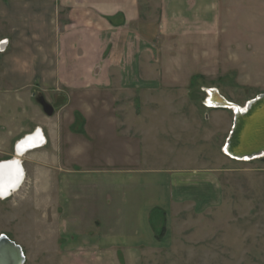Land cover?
<instances>
[{"label":"crops","instance_id":"0c3cea01","mask_svg":"<svg viewBox=\"0 0 264 264\" xmlns=\"http://www.w3.org/2000/svg\"><path fill=\"white\" fill-rule=\"evenodd\" d=\"M147 1H0V25L6 30L1 34L17 45L4 59V73L11 89L30 92L39 86L50 96L66 92L61 112L74 107L77 100L73 104V97L80 93L94 98L112 92L155 94L161 92L160 86L146 83L144 77L156 75L145 72L146 62L154 61L157 52L171 53L170 70H161L158 76H185L189 86L205 77L213 46L221 41L223 7L230 0H157L151 12L144 9ZM158 44L165 48L160 49ZM158 61L161 59L155 61L157 66ZM27 77L31 80L26 81ZM133 104H126V109L134 110ZM139 115L125 118L122 125L126 130L115 135L126 149L125 166L113 161L100 170L79 165L67 169L63 158L83 146V142L75 145L78 136L86 137L72 126L68 133L61 128L49 133L41 129L45 142L51 143L49 148L44 145L29 150L24 154L31 153L26 160H22L24 156L18 159L24 182L25 174H31L39 183L36 193L43 197V210L48 212L45 219L57 216L62 264H140L143 249L158 248L167 241L168 232L157 239L162 227L159 216H165L167 228L168 214L175 206L201 204L204 195L199 197L197 193L216 192L207 175L175 168L177 164L169 159L175 154L169 141L153 137L146 125L149 118ZM76 118L80 126H85L83 119ZM150 119L154 123L158 120L154 116ZM43 123L49 126L51 120ZM137 123L139 126H134ZM64 141H70L69 146ZM51 162L60 166L55 168L58 178L53 180L51 175L41 174L44 165L53 169ZM23 184L8 198L17 194ZM56 204L57 208H51ZM153 219L154 223L160 220L159 229L153 226ZM113 248L122 249L123 254L119 251L112 261Z\"/></svg>","mask_w":264,"mask_h":264},{"label":"rangeland","instance_id":"374dc122","mask_svg":"<svg viewBox=\"0 0 264 264\" xmlns=\"http://www.w3.org/2000/svg\"><path fill=\"white\" fill-rule=\"evenodd\" d=\"M156 1L148 0L144 9L154 11ZM223 8L221 41L213 46L211 63L205 77L199 81L189 86L190 80L185 76H158L161 70H170L171 53L157 52L154 61L146 62L145 72L156 75L144 78L148 84L159 85L161 92H112L98 94L95 98L80 93L73 97V104L77 100L74 107L64 112L61 107L65 105L66 92L50 96L39 90V86L30 92L11 89L4 73L7 65L4 59L17 45L1 34L6 30L0 25V162L13 159L16 144L26 136L41 129L49 133L61 128L68 133L72 126L78 127L76 130L86 137L78 136L74 143L83 142V146L63 158L67 169L79 165L100 170L113 161L125 166L126 149L115 135L126 130L122 124L129 115L148 117L146 125L151 131L148 134L167 139L174 149L175 154L169 159L177 164L175 168L194 175H207L216 192L212 195L209 191L197 193L199 197L204 195L201 204L175 206L168 214L167 241L161 247L143 249L140 264H264V158L242 162L228 156L224 147L233 129L234 113L206 108L205 104L211 90L240 107L264 94V0H230ZM157 47L165 48L164 44ZM159 59L157 66L155 61ZM38 94L54 107V119H48L37 104ZM157 101L156 106L150 105ZM143 102L148 105L141 104ZM128 103H135L134 110L126 109ZM152 116L158 118L155 123L150 119ZM76 117L83 119L85 126H80ZM46 120H51L49 126L44 125ZM65 143L68 145L70 141ZM50 145L45 142L43 148ZM1 154H4L3 159ZM50 164L53 169L44 165L41 174L57 179L59 163ZM25 176L17 194L8 199L0 197V236L5 235L22 248L24 264H62L64 253L60 248L57 216L46 220L48 212L43 210V197L37 194L39 183L31 174ZM53 206L58 207L56 204L51 208ZM55 214L56 211L51 216ZM158 219L162 220L161 216ZM154 220L153 226L159 229L160 220L155 223ZM119 251L123 252L119 248L112 249V261Z\"/></svg>","mask_w":264,"mask_h":264},{"label":"water","instance_id":"95a60500","mask_svg":"<svg viewBox=\"0 0 264 264\" xmlns=\"http://www.w3.org/2000/svg\"><path fill=\"white\" fill-rule=\"evenodd\" d=\"M211 101L217 102L218 106L213 107ZM36 102L47 117H53L55 109L46 101L43 95H36ZM206 105L212 108L231 110L234 113L233 129L224 147V151L228 156L242 162L264 158V94L246 103L245 107L241 109L225 101L216 91L211 90ZM32 138L38 139L39 145L31 147V150H35L45 143L41 130H38V132L26 136L16 144L15 157H23L24 155L21 154H26V151L22 149H19L20 153L17 150L21 143ZM13 163V161L1 162L0 167ZM20 170L22 173L24 172L22 166H20ZM24 262L25 257L22 248L5 235H1L0 264H24Z\"/></svg>","mask_w":264,"mask_h":264},{"label":"bare ground","instance_id":"6f19581e","mask_svg":"<svg viewBox=\"0 0 264 264\" xmlns=\"http://www.w3.org/2000/svg\"><path fill=\"white\" fill-rule=\"evenodd\" d=\"M211 104L213 107L218 106L217 102L211 101ZM244 107L245 106L240 108L243 109ZM38 145H39L38 139L32 138L29 139L28 141H24L23 143H21L17 151L18 153H20L19 149H22L23 151L27 152L29 151V149L30 150L32 149L31 147ZM21 155L23 156L24 154ZM20 157H16L10 160L14 162L13 163L15 164L14 166L13 164H10L0 167V196L3 197L4 199L8 198L11 194L13 195V193H15L19 189L21 184L24 182V174H23L24 172L22 173L20 170V166H22L19 161Z\"/></svg>","mask_w":264,"mask_h":264},{"label":"trees","instance_id":"16d2710c","mask_svg":"<svg viewBox=\"0 0 264 264\" xmlns=\"http://www.w3.org/2000/svg\"><path fill=\"white\" fill-rule=\"evenodd\" d=\"M165 218V216H164ZM162 219V227H161V230L159 232V234L157 235V239L160 240L164 237L165 233H166V221L165 219Z\"/></svg>","mask_w":264,"mask_h":264},{"label":"built area","instance_id":"2783aa9c","mask_svg":"<svg viewBox=\"0 0 264 264\" xmlns=\"http://www.w3.org/2000/svg\"><path fill=\"white\" fill-rule=\"evenodd\" d=\"M45 145V143L43 144V146Z\"/></svg>","mask_w":264,"mask_h":264},{"label":"flooded vegetation","instance_id":"af4514ba","mask_svg":"<svg viewBox=\"0 0 264 264\" xmlns=\"http://www.w3.org/2000/svg\"><path fill=\"white\" fill-rule=\"evenodd\" d=\"M1 163V162H0Z\"/></svg>","mask_w":264,"mask_h":264}]
</instances>
